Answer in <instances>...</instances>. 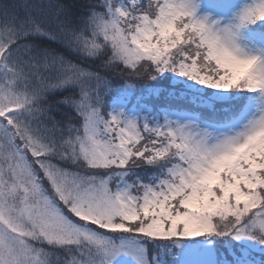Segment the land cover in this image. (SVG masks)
<instances>
[{
	"label": "snow or ice",
	"instance_id": "6c2138e0",
	"mask_svg": "<svg viewBox=\"0 0 264 264\" xmlns=\"http://www.w3.org/2000/svg\"><path fill=\"white\" fill-rule=\"evenodd\" d=\"M257 251L264 0H0V264Z\"/></svg>",
	"mask_w": 264,
	"mask_h": 264
},
{
	"label": "rangeland",
	"instance_id": "374dc122",
	"mask_svg": "<svg viewBox=\"0 0 264 264\" xmlns=\"http://www.w3.org/2000/svg\"><path fill=\"white\" fill-rule=\"evenodd\" d=\"M116 86H118V84H116ZM221 251L224 252V249L221 248ZM256 253L258 254L257 257H254L253 256V253H252V256L255 258V260H257V261H264V253H261L259 251H257ZM225 255H226V258L231 259V256H229L227 253H225Z\"/></svg>",
	"mask_w": 264,
	"mask_h": 264
},
{
	"label": "trees",
	"instance_id": "16d2710c",
	"mask_svg": "<svg viewBox=\"0 0 264 264\" xmlns=\"http://www.w3.org/2000/svg\"><path fill=\"white\" fill-rule=\"evenodd\" d=\"M116 84H118V85H119V79H117V80H116Z\"/></svg>",
	"mask_w": 264,
	"mask_h": 264
}]
</instances>
